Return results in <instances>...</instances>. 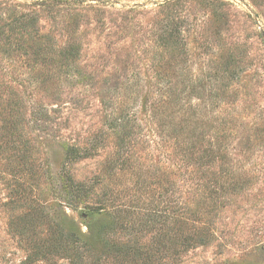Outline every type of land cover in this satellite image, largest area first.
<instances>
[{
    "label": "rangeland",
    "instance_id": "374dc122",
    "mask_svg": "<svg viewBox=\"0 0 264 264\" xmlns=\"http://www.w3.org/2000/svg\"><path fill=\"white\" fill-rule=\"evenodd\" d=\"M71 254L264 264V0H0V264Z\"/></svg>",
    "mask_w": 264,
    "mask_h": 264
},
{
    "label": "trees",
    "instance_id": "16d2710c",
    "mask_svg": "<svg viewBox=\"0 0 264 264\" xmlns=\"http://www.w3.org/2000/svg\"><path fill=\"white\" fill-rule=\"evenodd\" d=\"M67 148H68V151L71 152V153H73V154L76 151L72 147H67ZM156 217H158V216L157 215H154V217H151L150 216L148 220L150 222L159 220V218L157 219ZM86 227H87V232L89 233L88 235L82 234L80 231H78V232L72 231L69 234L68 237L66 235V240H65V243H64L63 247H62V243L59 244L60 247H61V249L62 250H69L71 247H74V245H76L75 247H78V246H81V247L82 246H85L86 247L87 246V240L94 236L93 235L94 233H92V224L91 223H88V224H86ZM104 232H105V228H104V226H102L99 229L98 234H101V233H104ZM195 241L198 242V243H200V244H203V243L206 242V240L203 239V237H199ZM124 247H123V245H121L119 248L122 249V250H124V249H126L128 247V245L126 246V248H124ZM32 248H33V251L30 254H32L33 257L38 256V254H39L40 251L39 250H36L37 249V245H33ZM122 250H120V251H122ZM27 258L30 259L29 255L27 256ZM69 258H70V263L71 264H77V262H78L77 256L71 254Z\"/></svg>",
    "mask_w": 264,
    "mask_h": 264
}]
</instances>
